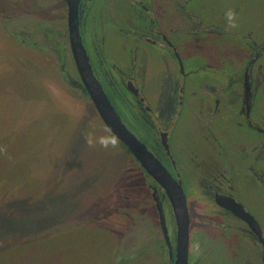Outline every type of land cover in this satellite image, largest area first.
<instances>
[{
	"label": "rangeland",
	"instance_id": "1",
	"mask_svg": "<svg viewBox=\"0 0 264 264\" xmlns=\"http://www.w3.org/2000/svg\"><path fill=\"white\" fill-rule=\"evenodd\" d=\"M33 1L38 3L0 1V13L13 17H5V22L0 18V264H167L162 248H151L165 247L166 236L147 172L104 125L80 87L70 60L66 12L59 8L47 22L27 21L23 5ZM131 42L110 29L105 49L128 63L130 49L125 46ZM64 49L68 64L62 69L70 71L65 77L59 68ZM148 50L155 77L164 58ZM146 93L154 106V91L147 87ZM128 117L124 122L150 147L143 124ZM191 125L184 117L177 129L183 133ZM249 133L242 128L248 142L264 139L262 133ZM100 138H115L117 146L104 148L97 142ZM192 156L189 150L177 162L188 196L192 239L212 243L210 264H242L235 254V249L240 255L243 251L238 233L229 229L224 236L219 226L225 212L213 204L205 209L196 194L200 172L183 169ZM240 180L245 178L237 180L238 199L264 225L261 213L252 207L264 196V187ZM131 243L135 250L128 247ZM148 248L150 254L143 259Z\"/></svg>",
	"mask_w": 264,
	"mask_h": 264
},
{
	"label": "flooded vegetation",
	"instance_id": "2",
	"mask_svg": "<svg viewBox=\"0 0 264 264\" xmlns=\"http://www.w3.org/2000/svg\"><path fill=\"white\" fill-rule=\"evenodd\" d=\"M75 1L24 3L23 15L29 16L27 21L33 18L47 22L59 14L60 8L66 12L68 23L70 4ZM0 7L4 10V5ZM78 8L94 72L123 122L126 115L143 124L142 129L152 141H149L150 147L124 122L182 187L177 162L189 150L193 152L194 160L183 169L200 172L197 197L205 202L206 210L213 204L225 212L220 214L223 221L219 226L225 230L224 236L229 229L238 233L240 238L236 241L243 251L240 255L235 249L237 260L242 264H264V225L238 199L236 190L241 177L245 178L240 180L245 185L254 182L257 187H264V139L251 143L241 135L242 128L248 134L250 131L264 134V0L250 3L220 0L219 4L205 0H79ZM229 11L234 13L231 23L235 27L227 18ZM5 17L8 21L13 19L6 11L0 13L4 22ZM110 29L133 40L125 46L130 49L128 63L106 51L105 36ZM67 33L70 60L82 85L69 28ZM149 47L164 58V66L155 77L150 71L153 57H149ZM65 53L66 49L59 54L63 76L70 74L69 70L62 69L63 64H68ZM80 87L83 89V85ZM147 87L155 93L154 106L148 100ZM120 107L125 110L124 114ZM184 117L194 125L181 133L177 124ZM130 155L135 158L131 152ZM147 176L152 193L154 187L158 189L173 254L170 256L167 241L165 247L155 244L151 248H162L167 264H175L177 217L166 189L148 172ZM183 190L187 199L184 187ZM252 207L261 213L264 223V196L260 195ZM188 213V264H210L214 258L212 243L192 239L189 206ZM230 217L236 221L229 220ZM131 244L128 247L135 250ZM149 249L142 255L143 259L149 256Z\"/></svg>",
	"mask_w": 264,
	"mask_h": 264
},
{
	"label": "water",
	"instance_id": "3",
	"mask_svg": "<svg viewBox=\"0 0 264 264\" xmlns=\"http://www.w3.org/2000/svg\"><path fill=\"white\" fill-rule=\"evenodd\" d=\"M79 0L70 4L68 28L72 52L82 79L84 91L90 96L93 104L100 115L104 125L123 144L127 145L132 155L140 165L151 175L163 188L172 202L178 222V254L175 264H188V249L190 239V217L186 195L181 182L176 181L168 169L155 157L147 146L127 127L114 104L106 93L102 83L97 78L79 22ZM153 197L160 214L161 225L164 230L167 244L170 247V256L173 254L170 245L168 228L166 225L165 212L159 197L158 189L153 188Z\"/></svg>",
	"mask_w": 264,
	"mask_h": 264
},
{
	"label": "clouds",
	"instance_id": "4",
	"mask_svg": "<svg viewBox=\"0 0 264 264\" xmlns=\"http://www.w3.org/2000/svg\"><path fill=\"white\" fill-rule=\"evenodd\" d=\"M227 18H228L229 22L231 23L234 20V13L229 11L227 13ZM231 26L235 27V24L231 23ZM97 142L104 148L116 147L117 143H118V141L115 138H100ZM90 143H91V141H90Z\"/></svg>",
	"mask_w": 264,
	"mask_h": 264
},
{
	"label": "trees",
	"instance_id": "5",
	"mask_svg": "<svg viewBox=\"0 0 264 264\" xmlns=\"http://www.w3.org/2000/svg\"><path fill=\"white\" fill-rule=\"evenodd\" d=\"M125 145V144H124ZM125 149H127V151H129V148L125 145ZM129 153H130V151H129Z\"/></svg>",
	"mask_w": 264,
	"mask_h": 264
},
{
	"label": "crops",
	"instance_id": "6",
	"mask_svg": "<svg viewBox=\"0 0 264 264\" xmlns=\"http://www.w3.org/2000/svg\"><path fill=\"white\" fill-rule=\"evenodd\" d=\"M157 249H160V247L159 248H157ZM156 252H160L159 250H156Z\"/></svg>",
	"mask_w": 264,
	"mask_h": 264
}]
</instances>
